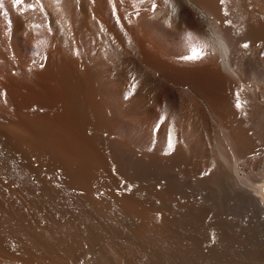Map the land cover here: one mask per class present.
Segmentation results:
<instances>
[{"label": "bare ground", "instance_id": "bare-ground-1", "mask_svg": "<svg viewBox=\"0 0 264 264\" xmlns=\"http://www.w3.org/2000/svg\"><path fill=\"white\" fill-rule=\"evenodd\" d=\"M181 1L0 0V264H264V0Z\"/></svg>", "mask_w": 264, "mask_h": 264}, {"label": "rangeland", "instance_id": "rangeland-1", "mask_svg": "<svg viewBox=\"0 0 264 264\" xmlns=\"http://www.w3.org/2000/svg\"><path fill=\"white\" fill-rule=\"evenodd\" d=\"M174 1H175V10H174L175 14H177V17L179 19L181 18L180 20H181L182 24L185 25L186 27H189V28L193 29L197 33H204L203 30L205 28V25H204V23L198 21L197 15H195L194 12L189 7L185 6L182 3L181 0H174ZM119 60H120L121 63H123V64H125L127 66L128 70H129V72L131 74L136 76V82L138 84H140V87L143 89L144 95H145V93H146L147 97L148 96L149 97H153V95L155 97H157L156 95H158L160 98L159 97H157V98L161 99V101L164 100V99H167V100L169 99L168 102L171 104V106L173 108H177L178 107V101L179 100H178V93L176 91L171 90L169 88L166 89V88H164V86H162L163 88L162 87L161 88L163 90L165 89L164 90L165 92H163L162 89H159L161 85L155 84L154 82L151 81L150 78L149 79L147 77L146 78L145 77L141 78L140 74H139V68H136L138 66L135 63L133 58L129 59V58H126L124 55L119 54ZM125 61H126V63H125ZM135 64H136V66H135ZM153 83H154V85H153ZM157 86H159V87L157 88ZM150 89H152V90H150ZM144 90H148V91H144ZM155 90H156V92H155ZM166 90H169V91L167 92ZM153 91L155 92V94H153L154 93ZM157 91H158V94H157ZM159 92H161L163 94H161ZM163 95H164V97H162ZM201 126L202 127L206 126L203 120L201 121Z\"/></svg>", "mask_w": 264, "mask_h": 264}, {"label": "snow or ice", "instance_id": "snow-or-ice-1", "mask_svg": "<svg viewBox=\"0 0 264 264\" xmlns=\"http://www.w3.org/2000/svg\"><path fill=\"white\" fill-rule=\"evenodd\" d=\"M14 2L17 3V4H19V3H23V0H14ZM221 2L223 3V0H221ZM29 7H31V5H29ZM244 47L247 48L248 45L245 44ZM193 58H195V57H188V59H193ZM237 107H240V105L237 104Z\"/></svg>", "mask_w": 264, "mask_h": 264}]
</instances>
